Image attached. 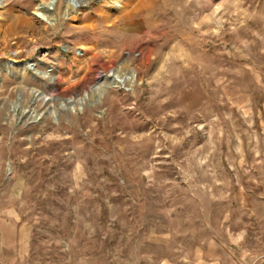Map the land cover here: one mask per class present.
I'll use <instances>...</instances> for the list:
<instances>
[{
    "label": "rangeland",
    "instance_id": "374dc122",
    "mask_svg": "<svg viewBox=\"0 0 264 264\" xmlns=\"http://www.w3.org/2000/svg\"><path fill=\"white\" fill-rule=\"evenodd\" d=\"M57 1L0 0V264H264V0Z\"/></svg>",
    "mask_w": 264,
    "mask_h": 264
},
{
    "label": "bare ground",
    "instance_id": "6f19581e",
    "mask_svg": "<svg viewBox=\"0 0 264 264\" xmlns=\"http://www.w3.org/2000/svg\"><path fill=\"white\" fill-rule=\"evenodd\" d=\"M85 2H88L89 0H68V4L66 6V11L64 12L65 17H70L72 12H75L79 7L80 4H83ZM130 0H118V8H121L124 3ZM58 1L57 0H51V3L41 5L38 8L37 16L47 22H52L51 18L53 17V11L55 10V6L57 5ZM24 69H31V66H23ZM9 68L15 69L16 66H9ZM41 75H46L45 73H41ZM112 80H111V85L114 86L115 88H126L128 90L132 89L136 83H137V76L134 71L130 66H121L117 70H114L111 74ZM65 80V79H64ZM102 88L99 89V92L101 94ZM64 94V93H62ZM62 94L58 93V96H61ZM56 111H50V114L53 115L55 114ZM33 119H36L34 117Z\"/></svg>",
    "mask_w": 264,
    "mask_h": 264
},
{
    "label": "water",
    "instance_id": "95a60500",
    "mask_svg": "<svg viewBox=\"0 0 264 264\" xmlns=\"http://www.w3.org/2000/svg\"><path fill=\"white\" fill-rule=\"evenodd\" d=\"M30 66H32V67H33V65H30Z\"/></svg>",
    "mask_w": 264,
    "mask_h": 264
}]
</instances>
